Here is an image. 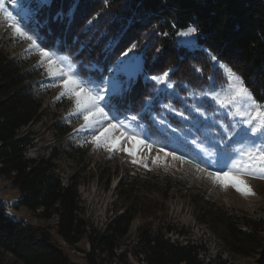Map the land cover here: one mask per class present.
<instances>
[{
  "label": "trees",
  "instance_id": "1",
  "mask_svg": "<svg viewBox=\"0 0 264 264\" xmlns=\"http://www.w3.org/2000/svg\"><path fill=\"white\" fill-rule=\"evenodd\" d=\"M30 11L26 25L38 43L68 57L85 80L111 76L117 60L132 44L137 45L133 54L140 57V72L123 83L120 94L109 97V106L117 118L146 131L157 133L147 115L150 104L157 114L164 111L162 104L180 106L188 88L223 84L219 64L231 67L255 101L264 105V0H32ZM189 26L198 29L194 48L178 42L179 33ZM167 70H171L168 80L175 93L168 95L162 89L159 95L151 77ZM27 79L20 63L0 49V180L17 192L16 207L53 224L35 227L12 218L0 204V251L19 264H101L102 255L115 264L122 261L129 243L121 250V240L129 234L132 215L124 212L110 220L103 233L96 231L81 216L78 181L62 175L55 155L27 157L33 146L30 127L44 113ZM158 118L170 128L171 115L160 113ZM171 122L177 127L174 118ZM161 132L168 135L164 129ZM259 222L246 219L240 223L234 215L219 219L225 250L248 257L262 249L264 228H259L264 223ZM51 232L70 248L78 249L85 240L89 251L81 249L85 253L82 262L72 261L53 243ZM165 232L150 225L140 228L131 253L134 261L214 264L213 259L199 258L195 243L171 242Z\"/></svg>",
  "mask_w": 264,
  "mask_h": 264
},
{
  "label": "rangeland",
  "instance_id": "2",
  "mask_svg": "<svg viewBox=\"0 0 264 264\" xmlns=\"http://www.w3.org/2000/svg\"><path fill=\"white\" fill-rule=\"evenodd\" d=\"M31 1L18 0L17 6H14L8 0L7 7L26 24L31 19ZM194 37L195 35H178V42L194 48ZM0 49L20 63L27 73V84L42 103L44 113L41 120L30 127L33 146L28 150L27 157L55 155L54 162L62 175L66 178L74 177L78 181L77 190L83 209L81 216L96 231L103 233L105 225L124 212L132 215L129 234L121 240L120 247L124 250L126 246L123 244L129 243V253L122 261H116V264H140L134 261L131 253L135 250L133 246L137 241L138 230L149 225L162 232L170 229L169 233H165L171 242L195 243L200 248L199 258L205 262L213 259L214 264H264V245L248 257L228 253L221 240L224 229L218 224L219 219L231 215L237 217L240 223L246 219L264 223V179L248 177L247 183L255 195L246 197L234 188L228 187L224 190L213 185L190 165H181L170 157H164L163 153H159L161 161L153 164V159L157 156L155 149H143L136 141L122 143L120 147L125 151L108 152L103 148H95L88 142L91 134L88 131H78L83 121L70 115L72 103L66 98H57L61 89L51 86L52 80L46 75L45 68L38 64V55L28 48L26 42L14 38L12 30L3 21H0ZM135 59L132 51L127 56L123 54L117 62L126 61L132 67ZM213 63L218 65L215 61ZM221 69L225 77L223 84L202 89L188 88L186 95L181 97L180 106L162 104L164 111L174 115V120L178 122L176 133L164 136L166 134L163 132L146 131L125 118H117L110 106L105 110L117 120L123 121L130 131L139 133L150 143L164 148L165 152H175L193 159L211 171L219 170L224 166L223 161L217 164L213 161L225 154L234 156L238 148L246 147L257 139L246 135V126L234 114V110L220 108L212 99L213 95L228 87L227 76L223 68ZM165 72L169 75L171 70ZM135 74L112 72L111 76L102 81H92L100 90H106L113 78L123 85L129 80L128 77ZM158 86L166 89L168 95L175 93L174 87ZM109 97L111 96L105 97L108 104ZM145 156L148 157L145 161L147 168L131 163L133 157L142 159ZM16 202L17 192L7 182L0 180V204L9 216L35 227L53 224L37 220L25 208L16 207ZM261 228L264 225L259 229ZM261 236L264 239V232ZM50 237L72 261L82 262L81 259L85 258V253L81 252V249L87 248L85 240L78 244L79 251L70 248L53 232ZM120 249L116 250L117 254ZM104 257L102 255L100 258L101 264H115L113 260ZM0 264L19 263H15L10 256L0 251Z\"/></svg>",
  "mask_w": 264,
  "mask_h": 264
},
{
  "label": "snow or ice",
  "instance_id": "3",
  "mask_svg": "<svg viewBox=\"0 0 264 264\" xmlns=\"http://www.w3.org/2000/svg\"><path fill=\"white\" fill-rule=\"evenodd\" d=\"M7 3L8 0H0V21H3L12 30L14 38L26 42L28 48L38 55V64L45 68L46 75L52 80L51 86L61 89L57 98H66L72 103L70 115L83 121L78 131H88L91 134V139L88 142L95 148H103L108 152L125 151L123 147H120L122 143L136 141L143 149H155L157 156L153 159V164H158L161 161L159 153H163L164 157H170L172 161H178L181 165H190L196 173L201 174L202 178L221 189L226 190L231 187L243 196L255 195L247 183V178L264 179V107L255 101L244 81L231 67L220 65L227 76L228 87L221 93L213 95L212 99L220 108L234 110V114L240 117L241 123L246 126V135L257 139H254L246 147L238 148L234 156L225 154L213 161L214 164L223 161L224 166L219 170L211 171L193 159L177 155L175 152H165L164 148L157 147L141 137L139 133L130 131L123 121L111 116L110 112L105 110L106 107H109L105 97L106 95L120 94L123 90L122 85L113 78L109 89L100 90L95 86V82L82 79L68 57L59 56L46 50L38 43L37 37L31 33L28 25L23 24L12 11L8 10ZM11 3L17 6L18 0H11ZM197 30L196 27L189 26L179 35L191 37ZM136 47V44H132L124 55L127 56ZM211 60L217 61V57L212 55ZM128 68V62L118 61L111 71L119 74L127 72ZM151 79L157 85L173 87L168 80L167 72L162 75H154ZM179 114L183 115V113ZM131 119L135 120L136 117L133 116ZM201 150L203 151V149ZM128 154L131 156V151ZM147 159V156L142 159L133 157L131 163L147 168L148 165L145 163Z\"/></svg>",
  "mask_w": 264,
  "mask_h": 264
},
{
  "label": "bare ground",
  "instance_id": "4",
  "mask_svg": "<svg viewBox=\"0 0 264 264\" xmlns=\"http://www.w3.org/2000/svg\"><path fill=\"white\" fill-rule=\"evenodd\" d=\"M138 60H139V57L136 56L135 62H133V64L131 65L132 67H129L130 69L127 71V75L134 74V73L138 72V70L140 69V61H138ZM149 117H150V120L152 121V123L158 127L157 120H159L160 118L153 115V113L150 114ZM154 119L156 121H154ZM168 130L171 133H175V130L172 127H170Z\"/></svg>",
  "mask_w": 264,
  "mask_h": 264
},
{
  "label": "built area",
  "instance_id": "5",
  "mask_svg": "<svg viewBox=\"0 0 264 264\" xmlns=\"http://www.w3.org/2000/svg\"><path fill=\"white\" fill-rule=\"evenodd\" d=\"M87 251H89V248H88V247L86 248V252H87Z\"/></svg>",
  "mask_w": 264,
  "mask_h": 264
},
{
  "label": "water",
  "instance_id": "6",
  "mask_svg": "<svg viewBox=\"0 0 264 264\" xmlns=\"http://www.w3.org/2000/svg\"><path fill=\"white\" fill-rule=\"evenodd\" d=\"M139 61V60H138Z\"/></svg>",
  "mask_w": 264,
  "mask_h": 264
}]
</instances>
